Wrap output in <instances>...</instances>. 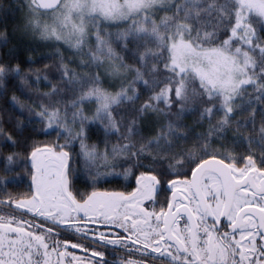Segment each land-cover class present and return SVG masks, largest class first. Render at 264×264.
<instances>
[{
	"label": "snow or ice",
	"instance_id": "obj_1",
	"mask_svg": "<svg viewBox=\"0 0 264 264\" xmlns=\"http://www.w3.org/2000/svg\"><path fill=\"white\" fill-rule=\"evenodd\" d=\"M0 173V264H264V0L0 3Z\"/></svg>",
	"mask_w": 264,
	"mask_h": 264
},
{
	"label": "trees",
	"instance_id": "obj_2",
	"mask_svg": "<svg viewBox=\"0 0 264 264\" xmlns=\"http://www.w3.org/2000/svg\"><path fill=\"white\" fill-rule=\"evenodd\" d=\"M12 0H0V3H3L5 5H8L9 3H11ZM17 15H19V13H17ZM11 21L9 22V32H11V27H10ZM121 27H123V25H121ZM113 31H115V29H112ZM18 42V34H15V38H13L11 40V43H17ZM35 47L37 49V51L34 53V56L37 59V63H35L33 66L34 67H42L44 64H51V60H54L55 57H52L51 60L50 59H42L41 57L46 56L50 49L48 48L47 45L45 44H35ZM23 58L27 59V53L23 54ZM43 87V85H42ZM11 93H9L10 95ZM37 139L43 140L45 139V137L43 135L38 136ZM100 138H98L96 135H93L92 137V141H98ZM115 139V138H113ZM101 148L103 147V144H100ZM15 173L19 174L18 175V179L22 180V183H20L18 186L16 185H12L10 184L8 187L13 190V191H26L27 190V184L29 183V177L27 176L24 167L23 166H19L15 169ZM0 175H2V173H0ZM134 182V177H131L129 179V181H124L122 178L121 179H110L106 184H102L100 185L101 187H108V188H119L121 190H124L125 187H127V189H129V187L133 184ZM80 187H84V185H80Z\"/></svg>",
	"mask_w": 264,
	"mask_h": 264
},
{
	"label": "flooded vegetation",
	"instance_id": "obj_3",
	"mask_svg": "<svg viewBox=\"0 0 264 264\" xmlns=\"http://www.w3.org/2000/svg\"><path fill=\"white\" fill-rule=\"evenodd\" d=\"M135 186V182H133V184L129 187V189L131 187H134ZM168 195V193H165V192H161L160 194V199H164L166 196ZM110 259H114L115 257H109Z\"/></svg>",
	"mask_w": 264,
	"mask_h": 264
}]
</instances>
